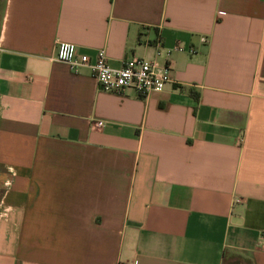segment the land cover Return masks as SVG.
<instances>
[{"label":"crops","instance_id":"1","mask_svg":"<svg viewBox=\"0 0 264 264\" xmlns=\"http://www.w3.org/2000/svg\"><path fill=\"white\" fill-rule=\"evenodd\" d=\"M158 37L146 96L56 59ZM0 196V264H264V0H0Z\"/></svg>","mask_w":264,"mask_h":264},{"label":"built area","instance_id":"2","mask_svg":"<svg viewBox=\"0 0 264 264\" xmlns=\"http://www.w3.org/2000/svg\"><path fill=\"white\" fill-rule=\"evenodd\" d=\"M201 42L206 44L208 37L201 36ZM156 53L151 59L133 56L125 59L120 67H113L108 62L105 49L98 50L95 60L87 53L80 52L75 43L68 41L58 42V54L56 59L67 63L72 70L77 71L81 67L89 66L101 90L107 92H124L128 89L135 90L141 96H146L154 91H162L167 84L174 82L171 65L167 61H161L164 55L162 38L156 40ZM175 51H188L196 53L194 46H187L179 41L165 51L169 56ZM96 126H103L102 120L94 122ZM10 182H7L8 186ZM8 214L4 196H0V220ZM264 239V234H263ZM118 264H132L128 261H119Z\"/></svg>","mask_w":264,"mask_h":264},{"label":"rangeland","instance_id":"3","mask_svg":"<svg viewBox=\"0 0 264 264\" xmlns=\"http://www.w3.org/2000/svg\"><path fill=\"white\" fill-rule=\"evenodd\" d=\"M247 260H244L242 256L238 253L231 255L230 260L227 264H246Z\"/></svg>","mask_w":264,"mask_h":264}]
</instances>
